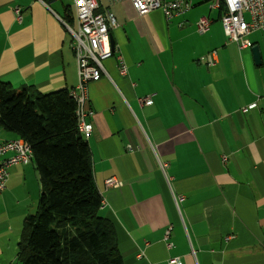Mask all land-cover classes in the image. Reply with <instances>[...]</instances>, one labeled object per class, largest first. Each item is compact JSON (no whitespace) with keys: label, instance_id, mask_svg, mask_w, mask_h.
I'll use <instances>...</instances> for the list:
<instances>
[{"label":"crops","instance_id":"crops-1","mask_svg":"<svg viewBox=\"0 0 264 264\" xmlns=\"http://www.w3.org/2000/svg\"><path fill=\"white\" fill-rule=\"evenodd\" d=\"M46 1L0 0V81L42 94L78 85L62 22L75 26L72 7ZM192 3L167 21L161 11L138 15L130 0H102L120 26L112 31L116 57L88 85L87 142L105 202L99 215L114 225L124 264H264V32L247 37L259 48L258 64L253 47L224 36L222 8ZM206 16L211 28L200 35ZM146 96L154 103L142 107ZM16 139L0 126V143ZM9 172L0 195V264H21L19 243L42 186L33 162ZM111 178L122 186L107 187Z\"/></svg>","mask_w":264,"mask_h":264},{"label":"trees","instance_id":"trees-1","mask_svg":"<svg viewBox=\"0 0 264 264\" xmlns=\"http://www.w3.org/2000/svg\"><path fill=\"white\" fill-rule=\"evenodd\" d=\"M75 111L68 89L42 94L0 81V126L31 145L42 186L21 264H124L114 225L99 215L103 199Z\"/></svg>","mask_w":264,"mask_h":264},{"label":"built area","instance_id":"built-area-1","mask_svg":"<svg viewBox=\"0 0 264 264\" xmlns=\"http://www.w3.org/2000/svg\"><path fill=\"white\" fill-rule=\"evenodd\" d=\"M36 1L48 6L46 0ZM106 1L109 4H117L124 0ZM130 1L138 15L144 16L153 11H161L167 21L182 16L193 7L192 0ZM210 6L214 9L224 7L225 12L221 17L224 36L229 41L237 43L241 49L253 47L247 38L252 32H264V0H210ZM15 13L21 20V10L17 8ZM74 21L75 26L62 21L70 36V46L77 61L78 85L69 90V94L76 105L75 115L79 131L88 139L93 133V125L87 121L91 114L87 109L88 85L106 75L104 62L116 57V50L112 45V31L120 25L112 12L103 9L102 0H74ZM211 24L209 17L200 18L197 23L198 33L206 35L210 31ZM216 58L217 52H211L208 57L209 63L213 65ZM117 69L122 75L127 72L122 55L117 56ZM139 103L142 107L151 106L154 103L153 97L140 98ZM242 111L246 113L247 109ZM132 149L128 147V151ZM32 160L33 149L23 139L0 143V195L6 189L10 168L29 164ZM160 167L165 173L167 164L161 162ZM106 185L109 188L122 186L114 178L108 179ZM102 206H105L104 201ZM168 264H182V262L179 258H173Z\"/></svg>","mask_w":264,"mask_h":264},{"label":"water","instance_id":"water-1","mask_svg":"<svg viewBox=\"0 0 264 264\" xmlns=\"http://www.w3.org/2000/svg\"><path fill=\"white\" fill-rule=\"evenodd\" d=\"M252 52H253L255 61L258 62V64H259V61H260V58H261V55H260V52H259V48L258 47H253L252 48Z\"/></svg>","mask_w":264,"mask_h":264},{"label":"rangeland","instance_id":"rangeland-1","mask_svg":"<svg viewBox=\"0 0 264 264\" xmlns=\"http://www.w3.org/2000/svg\"><path fill=\"white\" fill-rule=\"evenodd\" d=\"M68 6H71L72 8V12L74 13V0L72 1V0H63ZM54 8H56L55 6H54ZM72 25H74L73 23H71ZM74 29H76V27H73ZM2 133H4V132H2ZM16 135V134H15Z\"/></svg>","mask_w":264,"mask_h":264}]
</instances>
